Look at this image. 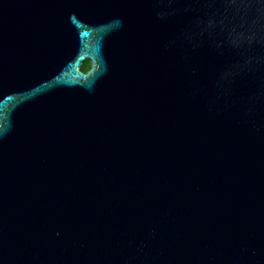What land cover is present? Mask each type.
Returning a JSON list of instances; mask_svg holds the SVG:
<instances>
[{
	"label": "water",
	"instance_id": "obj_1",
	"mask_svg": "<svg viewBox=\"0 0 264 264\" xmlns=\"http://www.w3.org/2000/svg\"><path fill=\"white\" fill-rule=\"evenodd\" d=\"M0 264H264V0H0Z\"/></svg>",
	"mask_w": 264,
	"mask_h": 264
},
{
	"label": "flooded vegetation",
	"instance_id": "obj_2",
	"mask_svg": "<svg viewBox=\"0 0 264 264\" xmlns=\"http://www.w3.org/2000/svg\"><path fill=\"white\" fill-rule=\"evenodd\" d=\"M82 67H86V70H83ZM91 68V61L90 60H85L81 66V69L83 72H87Z\"/></svg>",
	"mask_w": 264,
	"mask_h": 264
},
{
	"label": "trees",
	"instance_id": "obj_3",
	"mask_svg": "<svg viewBox=\"0 0 264 264\" xmlns=\"http://www.w3.org/2000/svg\"><path fill=\"white\" fill-rule=\"evenodd\" d=\"M83 70H86L87 68L86 67H82Z\"/></svg>",
	"mask_w": 264,
	"mask_h": 264
}]
</instances>
